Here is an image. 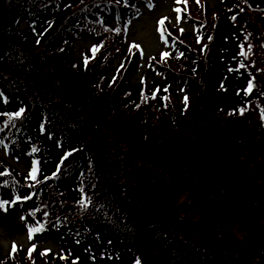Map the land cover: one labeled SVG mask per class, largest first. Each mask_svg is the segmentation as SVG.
Instances as JSON below:
<instances>
[{"label":"trees","instance_id":"obj_1","mask_svg":"<svg viewBox=\"0 0 264 264\" xmlns=\"http://www.w3.org/2000/svg\"><path fill=\"white\" fill-rule=\"evenodd\" d=\"M219 1L217 12L201 7L199 44L172 36L182 50L175 59L185 61L153 66L183 90L195 84L180 106L170 86L164 93L130 88L139 50L107 76L138 8L132 0H0V93L25 109L0 116V136L21 150L25 127L39 118L64 149L55 171L36 169L33 184L0 162V185L16 198L27 188L21 203L36 202L28 209L33 227L47 232L58 222L81 252L72 258L16 247L7 258L0 253V264L114 263L115 252L93 250L104 235L130 255L128 264H264V82L254 77V66L264 64V0ZM25 21L32 30H20ZM87 30L107 31L113 56L96 55L107 52L99 41L78 66L71 39ZM218 51L234 81L250 74L241 88L213 89L207 78ZM189 62L195 67L182 69Z\"/></svg>","mask_w":264,"mask_h":264},{"label":"rangeland","instance_id":"obj_2","mask_svg":"<svg viewBox=\"0 0 264 264\" xmlns=\"http://www.w3.org/2000/svg\"><path fill=\"white\" fill-rule=\"evenodd\" d=\"M204 2L208 3L213 12L218 11L220 5L219 0H205ZM204 2L201 3L199 0H186V2H182V0H150V2L147 0H138L137 13L131 18L128 31L125 32L123 37L125 47H122L121 51L117 54L119 56L116 55L117 57L114 58L107 76L114 77L120 66L125 64L128 51L134 52L137 50V46H139L142 50L143 57L141 66L136 72L130 88H132L135 93L140 92L143 88L147 92L160 91L159 93H164V89L170 86L171 92L178 98L179 105H184L185 97H191L193 94L195 84L191 83L187 89L183 90L180 84L161 77L159 72L153 68L155 63L158 62H170L171 65L178 66V62L180 64L183 60L185 61V58L182 57H180L181 59L178 58L180 60L175 59L181 55L182 50L178 45L174 44L176 41L171 39L168 34L167 36L161 34L162 25L160 21L163 20L168 23L167 30L173 34L174 38L176 37L179 39L181 36H185L190 40L189 46H191V42L199 44L200 40L206 36V33L201 30L199 22L200 20H204L203 15L200 14L201 7L205 4ZM190 15L193 16L194 20L189 21L185 18H189ZM20 30H32L31 23L28 21L23 22L20 26ZM107 36L110 35H108L105 30H103V32L98 30H87L83 32V35L71 39L72 43L69 48L70 59L75 61L76 65L82 66L85 61L90 58L92 49L97 47L99 41L103 43L107 52L104 54L99 52L96 55H98L101 60L108 56H113V52L111 54V52L106 49L110 48V42L105 40ZM32 37L39 40L37 34H33ZM182 39L184 40V37H182ZM209 39L208 37L207 40ZM101 48L102 44L101 46L99 45L98 50ZM224 48L225 47H222L221 50ZM165 52L169 53L167 57L163 56ZM227 53L228 50L226 49V60L231 64V62L234 61L233 56H229ZM221 55V51H218L216 66H214L211 70V75L207 78L212 83L213 89L221 86L228 88L231 83L241 88L247 80L246 76H250V74L244 75L243 72L239 81H234L233 75H231L230 72L229 74L223 72L226 62L225 60H221ZM186 66L189 68L195 67L189 62L188 64H183L182 69L186 71L189 70L186 69ZM254 67V77L259 76L264 82V64ZM195 69L196 68H194V70ZM199 74H201V72L196 69L194 71V77L199 79ZM226 93L232 94L230 90ZM224 94L225 93L216 91L214 93V98L219 101H224ZM261 102L264 103V99H261L260 103ZM17 113H20V105L15 102L7 103L0 93V116H17ZM37 127L39 129L37 120L35 119L29 126L30 130L26 132L28 135L32 136L33 140H41L47 150V154L43 157L44 160H42V165H37L34 157L26 153V149L32 150V148H35L34 146L29 147V145H27L24 146L25 148L21 149V151H18L11 144L0 140V160L8 166L10 165L9 167L15 171H19L21 173H18L20 175V180L26 184H33L38 181L39 175H36L35 180L31 178L30 174L34 169H37V172L43 171L44 175L49 174L50 171H55L52 167L60 156V147L57 141H51L47 136H43ZM0 138L2 137L0 136ZM45 148L41 149L43 150ZM63 151L64 149L61 151V154ZM2 172L3 170L1 169L0 173ZM68 190V195H72L73 190L71 188H68ZM27 193H29L28 189L22 187V193L19 198H24ZM1 197L10 198V195L7 193L1 194L0 192V198ZM19 198L14 197L12 202L14 203V207L6 208V210L0 209V253L3 255V258L9 257L7 254L10 247L13 245L27 248L34 244L37 246L38 250H49L52 254L56 255L68 254L72 258H75L73 256L74 254L78 256L81 255V252L76 249L71 237L64 229L60 228L61 226L58 222H55V225H53L49 231L38 232V234H34L30 239L28 229L33 227L35 221L28 209L31 206H35L36 202L32 203V201L29 200L25 204H22ZM109 245L115 246L114 249H108ZM103 249H105L106 252H115V262L109 264H124V262L128 264L126 260L129 259L130 255L123 252L120 246L118 247L116 244H111L110 241L108 242V237L105 235L98 246L93 248L94 251H100V254ZM113 255L114 254H112V257ZM163 264L166 263L163 262Z\"/></svg>","mask_w":264,"mask_h":264},{"label":"snow or ice","instance_id":"obj_3","mask_svg":"<svg viewBox=\"0 0 264 264\" xmlns=\"http://www.w3.org/2000/svg\"><path fill=\"white\" fill-rule=\"evenodd\" d=\"M182 2H186V0H182ZM164 21L161 20L160 21V24L163 25ZM163 35V33H161ZM136 47V46H134ZM93 52L96 51V49H92ZM249 51H251V48H249ZM169 55V53L165 52L163 54L164 57H167ZM85 63H87V61H85ZM241 67H243V65H241ZM252 87H253V84H249V88H248V91H251L252 90ZM185 103H187V98H185ZM241 114H243V109H241ZM17 116H19V113L16 114ZM262 118H264V114H262ZM35 151V150H34ZM0 175H4V173H0ZM31 178L33 180L36 179V175H37V172L36 170L34 169L32 172H31ZM0 209H4L6 210V207H5V204L3 202H0ZM44 229L42 227H30L28 229V233H29V238L31 239L33 237L34 234L38 233V232H42ZM14 249H15V246H14ZM31 251H35V247H33V249H31ZM43 254H48V253H43ZM136 264H140V261L137 260Z\"/></svg>","mask_w":264,"mask_h":264}]
</instances>
